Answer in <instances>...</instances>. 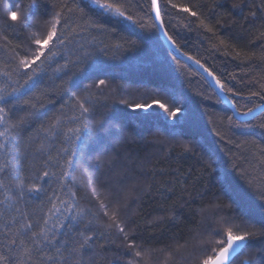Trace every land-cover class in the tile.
<instances>
[{
  "label": "snow or ice",
  "instance_id": "obj_1",
  "mask_svg": "<svg viewBox=\"0 0 264 264\" xmlns=\"http://www.w3.org/2000/svg\"><path fill=\"white\" fill-rule=\"evenodd\" d=\"M161 3L199 19L192 7L177 4L173 0H150V11L146 16L152 19L154 14L151 25L134 18L128 0H59L55 5L57 10L43 22L45 34L29 41L31 53L28 49H21L20 45L11 49L13 54L9 63L15 64L12 72L22 78L24 83L14 84L11 81L12 72L2 73L5 82L0 85V195L3 196L0 199V264H85L84 255L92 250L97 239L107 240V248L117 254V260L128 257L125 264H139V259L143 258V245L149 241L143 235L145 228L128 214L130 205L125 186L131 185L129 191L138 193L131 201L136 203L145 193L150 194L153 188L151 184L142 187L140 181L148 176L154 177L155 173L144 171L142 162H133L130 146L137 142V133L129 117L113 114L104 119V114L96 107L100 102L93 101L89 96L81 97L74 89L81 88L84 80L88 79V72L95 69L100 56H107L110 47H141L137 40H124L115 45L95 48L87 37L102 33L109 24L127 21L140 29L139 40L151 39L157 44V32H163L172 47L180 51L176 39L165 27ZM140 9L143 11L142 5ZM251 14L256 15L255 12ZM7 18L18 23L22 19L25 23L28 20L27 17L22 18L18 11H9ZM200 24L208 32L213 31L203 20ZM145 31H151L152 36H144ZM3 40L7 42L8 37L3 36ZM5 47H8L7 43ZM147 51L151 54V49ZM183 54L212 78L220 93L226 94L225 99L233 111L222 119H226L229 127L235 125L264 129V120L255 125L252 123L257 116H264V84L260 85L259 90H250L244 95L227 87L226 81L205 67L199 59ZM73 56L75 59L71 58ZM59 60L64 63L56 68L57 73L68 75L70 65L79 68V71L69 76V86L64 89V95L73 102V111L78 115L68 117L61 112L60 116L50 120L47 127L41 125L36 130L34 121L39 119L36 106L31 99L22 98L21 89L31 90L37 86L39 74L35 73L34 65L39 67L48 62L51 66L52 63L59 64ZM172 60H176V57L172 56ZM160 69L161 72L166 71L163 63ZM94 88L100 89L101 95L109 89L114 95H119L106 78L87 84L83 90L89 92ZM140 99L143 103L130 102L123 97L113 102L123 105L132 113L150 115L152 109L157 112L163 110L160 115L165 121H171L165 127L174 143L180 147L182 154L197 160L202 169L201 176L208 173L210 177V187L206 185L201 191L197 185H193L191 190L182 193V198L187 196L184 203L191 212V205L199 201L200 213L207 222L205 232L212 229L214 224L228 225L226 239L218 241V247L212 249V255L198 261V264H234L237 257L244 254L250 238L255 236L245 216L259 209L261 219L258 223L264 225V183L257 186L251 179V173L235 157L228 166L218 162L216 153L207 149L195 134L182 142L175 140L177 135H184L183 132L177 133L176 129L182 124L181 118L185 117L186 112L175 91L160 87L145 91ZM240 101L246 103L242 105ZM248 103L252 106H248ZM101 106L109 107L107 102ZM98 115L101 119H97ZM241 117L249 119L242 120ZM33 131L35 135H32ZM216 135L220 140H225L220 132ZM89 142L94 145L93 151L96 153L91 159L82 155L84 146ZM226 143L232 141L228 139ZM251 143L252 148L264 157V147H259L255 141ZM39 161L43 162L42 175L35 167ZM118 167L122 169V174L113 179L117 176ZM50 168L56 171H49ZM53 178L58 187L51 189L47 210L35 219L36 213L21 210L19 205L25 202L26 197L45 191L42 185L36 183L29 186L28 180L38 179L48 184ZM175 208V204L167 208L160 205L157 210L174 213ZM237 212L240 214L234 215ZM152 223L162 224L164 218L154 219ZM212 234L222 233L217 229ZM261 234L264 235V232ZM117 241L118 245L112 248ZM101 248H105V245H101ZM240 264L253 262L244 259ZM258 264H264V249L261 250Z\"/></svg>",
  "mask_w": 264,
  "mask_h": 264
},
{
  "label": "trees",
  "instance_id": "obj_2",
  "mask_svg": "<svg viewBox=\"0 0 264 264\" xmlns=\"http://www.w3.org/2000/svg\"><path fill=\"white\" fill-rule=\"evenodd\" d=\"M58 2L59 0H0V85L5 82L2 73L12 72L15 67L14 63H9L13 54L11 49L20 45L21 49H28L31 53L29 41L45 34L43 22L57 10L55 5ZM173 2L190 6L199 15L197 19L161 3L165 27L176 39L179 48L199 59L215 75L226 81L227 87L234 88L244 95L250 90H259L260 85L264 84V0ZM128 4L134 18L148 25L153 23V17L148 19L146 16L150 11V0H128ZM141 5L143 11L140 9ZM9 11L20 12L22 18H28L27 22H23V19L19 23L8 20ZM253 12L256 13L255 16L251 14ZM201 20L213 31L208 32L201 26ZM139 33V28L127 21H121L119 24H109L102 33L88 36L87 39L92 41L97 49L122 43L124 40H137L141 47H110L107 56H100L95 69L88 72V79L84 80L81 88L74 91L81 97L89 96L93 101L98 100L100 103H97L96 107L104 114V119L113 114L129 117L137 133V142L130 146L133 162H142L144 171L155 173L154 177L148 176L140 181L142 187L151 184L153 188L150 194L145 193L136 203L131 201L138 193L129 191L131 185L125 186L130 205L128 214L145 228L143 235L149 241L143 245L144 256L139 259V264H198V261L212 255V249L218 247V241L226 239L228 227L214 224L212 229L205 232L207 224L200 213L199 201L191 205L190 212L188 205L184 203L187 196L182 198V193L191 190L193 185H197L201 191L206 185L210 187L208 173L201 176L202 169L197 160L182 154L180 147L174 143L173 137L165 127L171 124V121H165L160 115L163 110L157 112L152 109L150 115L143 112L132 113L113 101L123 97L130 102L143 103L140 97L145 91L160 87L175 91L186 110L185 117L181 118L182 124L176 129L177 133L183 132L184 135H177L175 140L182 142L195 134L207 149L216 153L215 158L224 166H228L235 157L251 173V179L257 186L264 183V157L259 155L257 149L252 148L251 142L255 141L259 147H264V129L235 125L229 127L226 119L222 118L232 113L220 99L218 102L219 97L207 80L194 67L177 58L172 60L174 55L160 37L158 44L151 39L141 41ZM5 35L8 37L7 42L3 40ZM143 35L151 37L152 32L145 31ZM157 35L159 36L158 32ZM6 43L8 47H5ZM148 49H151V54H148ZM64 52L67 55V49ZM71 58L75 59V56ZM63 63V60H59V64L52 63L51 66L48 62L39 67L34 65L35 73L39 74L37 86L31 90L21 89L22 98L31 99L36 106V115L39 117L34 121L36 130H39L41 125L47 127L50 120L60 116L61 112L66 113L68 117L78 115L73 111V102L64 95V89L69 86V76L79 71V68L70 65L68 75L57 73L56 68ZM161 63L166 69L164 72H161ZM105 78L119 95H114L111 89L104 90L103 95L100 94V89L94 88L89 92L83 90L87 84ZM11 81L14 84L24 83L15 72H12ZM129 93L131 95H128ZM103 102H107L109 107L103 108ZM240 103L243 105L246 102ZM248 106H252L251 103H248ZM97 119L101 117L98 115ZM261 120H264V116H257L252 123L259 124ZM217 132L225 136L224 141L216 135ZM35 134L33 131L32 135ZM228 139L232 143H226ZM93 149L94 145L89 142L84 146L82 155L91 159L96 155ZM42 163L39 161L35 166L40 175L44 170ZM48 170L56 171L54 168ZM103 171L101 168V172ZM119 174H122V169L118 167L117 176L113 179L118 178ZM27 183L29 186L36 183L45 188L44 192L26 197L25 202L19 205L23 211L36 213L35 219L42 211L47 210L51 189L57 188L58 185L55 178L48 184H43L38 179H29ZM0 199H3L2 195ZM173 204L176 205L174 213H161L157 210L160 205L167 208ZM160 217L164 218V223H152ZM245 219L255 236L250 238L244 254L238 256L234 264H240L244 259H251L253 264H258L261 250L264 249V235L261 234L264 232V225L258 223L261 219L260 210H253ZM217 229L221 231V235L212 234ZM118 243L119 241L111 247L115 248ZM101 245H105V248H101ZM107 245L106 239H97L92 245V250L84 255L85 264H125L128 257L117 260V254L108 250Z\"/></svg>",
  "mask_w": 264,
  "mask_h": 264
},
{
  "label": "water",
  "instance_id": "obj_3",
  "mask_svg": "<svg viewBox=\"0 0 264 264\" xmlns=\"http://www.w3.org/2000/svg\"><path fill=\"white\" fill-rule=\"evenodd\" d=\"M153 20H154V14H152ZM158 23V22H157ZM159 37L162 40V42L165 44V46L168 48V50L179 60L183 61L184 63L194 67L206 80L207 82L210 84V86L212 87V89L215 91V93L217 94V96L219 97V99L221 100V102L227 106V108L231 111L232 113V106L231 104L228 102V100L225 99V93H220L219 89L217 88V86L215 85L214 81L212 80V78L210 76H208V74L202 69L200 68L198 65H196L194 63V61L188 60L187 56L184 55L183 53H185L183 50L180 49V51H176L175 48L172 47V45L165 39L163 32H159ZM187 54V53H186ZM189 55V54H187ZM206 67V66H205ZM229 99H231L229 97ZM240 119L242 120H247L249 119L248 117H241Z\"/></svg>",
  "mask_w": 264,
  "mask_h": 264
},
{
  "label": "rangeland",
  "instance_id": "obj_4",
  "mask_svg": "<svg viewBox=\"0 0 264 264\" xmlns=\"http://www.w3.org/2000/svg\"><path fill=\"white\" fill-rule=\"evenodd\" d=\"M206 224H207V222H206ZM205 226V225H204ZM205 239V238H204Z\"/></svg>",
  "mask_w": 264,
  "mask_h": 264
}]
</instances>
